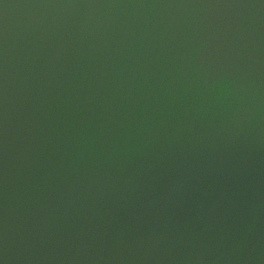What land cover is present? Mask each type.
I'll return each mask as SVG.
<instances>
[{
	"label": "water",
	"instance_id": "obj_1",
	"mask_svg": "<svg viewBox=\"0 0 264 264\" xmlns=\"http://www.w3.org/2000/svg\"><path fill=\"white\" fill-rule=\"evenodd\" d=\"M0 264H264V0H0Z\"/></svg>",
	"mask_w": 264,
	"mask_h": 264
}]
</instances>
